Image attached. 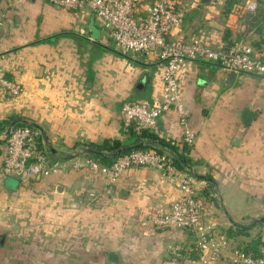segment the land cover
Returning a JSON list of instances; mask_svg holds the SVG:
<instances>
[{
	"label": "crops",
	"instance_id": "obj_1",
	"mask_svg": "<svg viewBox=\"0 0 264 264\" xmlns=\"http://www.w3.org/2000/svg\"><path fill=\"white\" fill-rule=\"evenodd\" d=\"M60 1L0 0V67L23 88L0 99V121L23 118L41 126L46 148L63 164L58 172L21 182L3 172L1 146L0 258L15 264H164L181 246L187 258L179 264H232L229 248L205 260L194 232L155 224L181 195L173 175L135 167L111 183L87 166L74 168L84 158L76 144L127 137L125 103L161 98L163 64L156 50L122 53L92 9H69ZM225 1L181 6L182 24L172 39H199L213 49L243 41L264 59V30L243 34V22L225 12ZM91 20L101 31L98 40L91 38ZM231 74L207 60L183 62L178 78L186 124L171 110L154 129L176 141L186 129L195 134L189 157L215 183L193 177V186L208 188L215 198L204 224L224 236L264 216V79ZM227 239L235 247L237 239Z\"/></svg>",
	"mask_w": 264,
	"mask_h": 264
},
{
	"label": "built area",
	"instance_id": "obj_2",
	"mask_svg": "<svg viewBox=\"0 0 264 264\" xmlns=\"http://www.w3.org/2000/svg\"><path fill=\"white\" fill-rule=\"evenodd\" d=\"M66 8L92 9L102 21L118 50L124 54H150L161 47L159 58L163 64L164 88L159 100L127 102L122 108L123 126L136 123L139 128L155 129L157 120L165 112L174 110L181 124H186L188 111L182 98L178 72L183 62L207 60L217 63L226 73H250L264 79V61L253 48L243 41L213 49L199 39L173 40L172 34L182 23V13L175 0H61ZM256 3L247 1L245 10L254 11ZM23 91L17 82L7 80L0 67V99L15 97ZM183 142L193 146L195 134L185 130ZM3 172L15 175L21 182L47 176L63 169V164L49 165L48 160L35 145L34 133L29 126L15 127L7 137ZM87 166L106 175L116 183L130 168L151 167L165 170L177 178L180 197L170 208L156 216L159 227L191 230L197 239V247L205 260L219 256L229 248L232 264H264V246L253 255L235 247L224 235L214 234L204 220L211 213V204H203L197 197V188L190 174L177 170L165 155L155 151L132 150L118 156L105 166L92 159L83 158L73 164L74 168ZM183 248L176 246L164 264H179Z\"/></svg>",
	"mask_w": 264,
	"mask_h": 264
},
{
	"label": "trees",
	"instance_id": "obj_3",
	"mask_svg": "<svg viewBox=\"0 0 264 264\" xmlns=\"http://www.w3.org/2000/svg\"><path fill=\"white\" fill-rule=\"evenodd\" d=\"M246 0H226L223 9L227 14H234L241 20L245 26V31L243 34H248L249 32L261 33L264 30V2L257 3L254 11L245 10ZM176 8L181 11V6L179 0H175ZM230 45V44H229ZM228 46V45H226ZM260 59H264L258 55ZM13 117L6 118L0 121V149L1 146L6 143L7 138L4 137V133L13 121ZM26 125L19 124L17 127H24ZM34 133V140L37 149L46 156L49 165H54L57 160L54 158L50 150H48L44 144V138L41 133L33 128H31ZM124 133L127 136V143H139L140 141L147 142L146 145L137 146L134 150H145V151H155L160 155H165L169 162L179 171L188 173L191 177L195 176L190 173L188 166L194 168L199 165L196 161L192 160L189 157V152L192 146L187 145L182 141L172 140L158 134L154 129L149 128H139L136 123H131L128 127L124 128ZM82 145V150L86 148H94L99 151H113L122 146V141L119 139L115 140H105L100 144H76L74 148ZM1 151V150H0ZM128 153V152H125ZM123 153V154H125ZM122 155V154H121ZM86 159H92L102 165L109 166L111 165L117 157L102 158L94 155H82ZM165 173L169 174L164 170ZM197 197L203 204L217 205L215 198L208 192V188L197 190ZM260 224V223H258ZM262 224V223H261ZM186 230V229H183ZM191 231V230H187ZM192 232V231H191ZM249 235L247 228L243 227H233L227 230V238L237 239L235 241V248L243 250L244 252L257 255L260 253L261 248L264 246V242L260 240H246V237ZM186 249H183L181 252V258L179 261L186 259Z\"/></svg>",
	"mask_w": 264,
	"mask_h": 264
},
{
	"label": "water",
	"instance_id": "obj_4",
	"mask_svg": "<svg viewBox=\"0 0 264 264\" xmlns=\"http://www.w3.org/2000/svg\"><path fill=\"white\" fill-rule=\"evenodd\" d=\"M210 25L215 27V28L221 29V30L224 29V27L222 25L218 24L215 21H212ZM89 30L91 32V38L93 40H98L100 38L101 31L99 28H97L94 25V20H91V22L89 24ZM160 51H161V47H157L156 48V54L159 55ZM233 76H234V74H231V77H233ZM19 124H24L26 126H29L33 129L39 131L41 133V135L47 141V136H46L45 131L43 130V128L41 126H39L38 124H36L34 122H30L28 120H25L23 118H17V119H14L13 121H11V123L9 124V126L7 127V129L4 133V137L7 138L11 134L12 129L17 127V125H19ZM240 138L241 137L239 135L235 136L234 140H233V144L237 145L239 143ZM146 144H147V142H145V141H140L139 143L134 142L132 144L122 146V147L112 151L111 154L104 152V151L96 150L94 148H86L85 150L82 151L81 155H94V156H98V157H102V158L118 157L125 152H129V151L134 150L137 146L146 145ZM51 150L54 151L53 149H51ZM188 170L198 180H202L205 182H211L212 184L215 183L213 178L196 172L195 169L190 167V166H188ZM255 223H264V216L255 220Z\"/></svg>",
	"mask_w": 264,
	"mask_h": 264
},
{
	"label": "rangeland",
	"instance_id": "obj_5",
	"mask_svg": "<svg viewBox=\"0 0 264 264\" xmlns=\"http://www.w3.org/2000/svg\"><path fill=\"white\" fill-rule=\"evenodd\" d=\"M189 1L190 0H186L185 2H182V3H179V4H180V6L187 7V9H188L189 6L191 5L189 3ZM181 4H183V5H181ZM76 9H79V8H76ZM182 20H183V18H182ZM126 140H127V137H125L124 139L121 140L122 141V146L132 144V143H127ZM82 151L80 152V154L82 153ZM106 152L109 153V154L112 153V151H106ZM66 155L67 156L70 155V152L67 153ZM195 171L196 172H199L197 169ZM251 223H252V221H248V224L250 226L243 227V228H247V230L249 232V235L246 237V240H249L250 241V240H254V239H257L258 238L260 240V242H264V223H262V224L260 223V224L252 225V226H251ZM15 262H16V259L0 258V264H15Z\"/></svg>",
	"mask_w": 264,
	"mask_h": 264
}]
</instances>
